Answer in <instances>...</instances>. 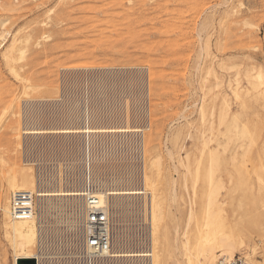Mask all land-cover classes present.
I'll list each match as a JSON object with an SVG mask.
<instances>
[{"label": "rangeland", "instance_id": "rangeland-1", "mask_svg": "<svg viewBox=\"0 0 264 264\" xmlns=\"http://www.w3.org/2000/svg\"><path fill=\"white\" fill-rule=\"evenodd\" d=\"M15 40L18 48L25 50L23 57L16 50L10 64L15 66L19 77L11 71L4 57ZM87 64L93 69L73 73L63 70L65 66ZM102 67L116 71L101 72ZM259 68L264 72V0H0V117L7 110L14 125L22 127L25 101L31 97L42 98L38 100L43 103L39 102L29 110L45 125L60 122L61 114L72 103L98 107L104 112V121L124 111L132 113L134 123L139 119L140 124L144 123L151 116V127L144 131L145 137L151 154L155 159L160 157L158 168L168 179V183L160 181L158 187L166 188L168 184L172 187L175 178L177 198L166 200V211L173 214L171 217L167 213L166 217L170 237L175 234V224L170 218L177 219L182 231L188 221L189 208L198 209L200 204L207 152L203 150V142L209 134L210 120L215 122L221 150V166L215 181L225 184L220 191V200L225 204L226 213L230 214L227 215L229 220L233 221L241 196L240 190L234 193L240 172L247 175L253 185L254 190L248 191L249 194L255 192L257 173L264 163V95L262 90L257 92L252 88L250 79ZM142 79L144 82L141 83ZM23 83L34 85L30 95L22 94ZM235 88L241 92V98H236ZM51 98L62 102L61 107L54 105ZM225 101L229 105V114L220 124V108ZM142 104L150 111L148 117L142 115ZM202 109L207 111L204 120ZM209 109L214 110L213 116ZM10 118L7 121H11ZM257 130L263 131L259 138L253 134ZM255 137L251 145V139ZM7 138H0V151L6 150L3 153L6 158ZM123 141L114 140L117 144L113 146L112 140L99 138L94 152L114 154L113 163L128 161L135 164L136 145L130 138ZM42 146H36L38 149L33 156L36 161L29 158L33 159L36 173L39 165L45 162L42 170L45 175H51L54 172L52 162H60L62 166L67 163L63 155L65 150L56 148L53 151L58 155L55 161H43L38 153ZM24 151L19 148L14 154L21 162ZM189 163L193 169L199 166L203 174L199 177L200 183L195 185L197 190H194L189 174L185 185ZM2 173L0 171V190L6 172ZM106 174L111 177V171ZM134 224H138L135 219L125 223L130 226L126 229L128 234L136 230ZM191 224L189 230L192 233L197 226H202V222ZM201 226L199 229H203ZM236 255L243 256L240 252ZM48 257L52 264H87L82 256L75 260L64 247L50 250ZM256 257L262 259L260 254ZM4 259L12 264L11 249L0 227L1 263ZM177 259L174 256L166 264H185L178 263ZM97 260L93 264H123Z\"/></svg>", "mask_w": 264, "mask_h": 264}, {"label": "bare ground", "instance_id": "bare-ground-1", "mask_svg": "<svg viewBox=\"0 0 264 264\" xmlns=\"http://www.w3.org/2000/svg\"><path fill=\"white\" fill-rule=\"evenodd\" d=\"M16 50L21 53V57L24 56L25 50L18 48L15 40L10 49H7L4 54L9 66L12 63L13 53ZM77 65L65 66L63 70L73 73L80 70L93 69L88 64ZM14 67L13 65L10 66L11 71L18 75ZM100 69L101 72L107 73L116 71L108 67ZM250 77L248 74V78ZM64 80L66 79L64 78ZM250 80L253 85L252 88L257 90V92L262 90L261 94L264 95L263 70L259 68ZM22 81L24 82V80ZM142 82H144L143 79ZM23 86L24 90L22 94L24 93L26 96L30 95L29 92L34 90L32 88L34 85H31V87L23 83ZM8 89L10 90V88ZM234 94L236 98H241V92L238 88L234 89ZM27 99L25 101L26 111L22 127L14 125V120H11L7 114V110L0 117V138L4 136L7 138L9 135L7 138L8 144H4L8 150L7 158L3 154L6 150L0 151V171L6 172L4 173L5 181L3 180L4 184L0 190V227L11 249L13 256L12 264H18L19 258L34 259L37 264H49V262L52 264L50 260L48 262L50 250H61L64 246H67L68 249L69 247H78L80 245L82 236L81 224L84 212L83 194L84 186L88 180L95 186V193L99 196L101 204L109 208L112 219L113 248L110 251L103 252L97 258V261L123 264L135 262H141L142 264H166L168 259L177 256L178 263L182 261L185 264H219L220 258H231L240 252L250 264H264V249L260 250L262 246L264 247V163L261 166V171L257 173V184L255 192H252V195L248 192L254 190L252 183L249 181L250 178L248 179L247 175L240 172L237 185L234 187V193L240 190L241 196L238 204L236 203L237 209L236 213H234V219L233 221L229 220L228 216L230 214L226 213L223 207L225 204L220 200V191L225 188V184L220 180L218 182L215 181V175L221 166V150L217 143V137L219 136L215 133V122L213 120H210L209 134H207L208 137L203 142V150L206 149L207 152L206 163L203 168L205 184L199 196L200 204L197 205L198 209L193 206L189 208L188 221L183 226L182 231L177 219L170 218L175 224L173 226L175 234L170 237L169 234L171 232L166 217L167 213L171 217L173 214L166 211V200L169 198L171 201H175L177 198L174 186L175 178L172 180V187L170 184L166 188L158 187L160 181L168 183V179L158 168L160 157L155 154L159 157L155 159L156 157L151 154L149 143L145 137L144 131L151 127L150 111L145 104L141 106L142 111H144L142 115L143 113L145 116L148 115L149 121L145 120L141 124L140 119L137 123L132 121L134 117L132 113L129 114L124 111L111 115L110 118H106L107 120L104 121V112H100L98 107L72 103L61 114L59 118L60 122L45 125L46 123L43 124L36 118L37 116L31 115V110H29L39 102L40 104L43 103V100L41 101L32 97ZM56 99L51 98L54 105L61 107L62 102ZM10 108L12 110V107ZM205 111L202 109L203 120L207 116V111ZM210 114L211 116L214 115L213 109L210 110ZM228 114L229 105L225 101L220 108V124L224 123ZM9 118L11 121H7ZM3 124H6L4 129ZM261 133L260 130H257L253 134L259 138ZM257 137L251 139V145ZM46 138L50 139L46 140ZM99 138L112 140L113 146L117 144L113 142L114 140L124 142L123 140L130 138L134 142V145H136V151L138 152L134 157L136 160L135 164L128 161L122 164L113 163L114 154L109 156L105 152L104 154L100 153V155L95 154V145ZM40 144H43L38 152L41 154L39 156L40 160L43 158V161L54 160L55 156L58 155H56L57 153L53 154V151L56 148H62L63 151L65 150V154L63 155L66 156L65 160L67 159V163L65 162L66 164L62 166L60 162H52L53 174L45 175L43 171V164L45 162H43L42 166L39 165V168L37 167L38 173H36L32 160L34 159L35 149L37 150ZM22 147L25 150V154L23 153L25 157L21 162L18 156L14 154L17 153L19 148L23 149ZM2 148L4 149V146ZM262 150L264 155V147ZM12 151H15V153L11 154ZM29 156L33 157V159H30ZM190 166V163L187 164L184 181H187L189 174L193 182V188L197 190L195 189V185L203 174H201L199 166L194 169ZM49 169L51 168L49 167ZM107 171H111V177L105 176L107 175ZM62 175L64 176L62 177ZM230 177V180H232L233 175L231 174ZM17 191H30L37 194V213L33 218L16 220L12 217L10 199L11 194ZM133 219L138 222L137 225H135L136 223L134 224L135 228H137L128 234L126 229H130V226L125 225V223L131 222ZM193 222L197 224L202 222V226H200L203 229H199L200 226L196 225V231L192 233L189 230V226ZM258 254H260L262 259L256 257ZM0 264H8L7 259H4L2 263L0 261Z\"/></svg>", "mask_w": 264, "mask_h": 264}, {"label": "built area", "instance_id": "built-area-1", "mask_svg": "<svg viewBox=\"0 0 264 264\" xmlns=\"http://www.w3.org/2000/svg\"><path fill=\"white\" fill-rule=\"evenodd\" d=\"M95 186L89 180L84 186V212L81 224L82 232L80 245L68 248L75 260L82 256L87 264H93L105 251L113 248L112 219L108 207L101 204L99 196L95 193ZM38 196L30 191H17L11 194L12 217L16 220L33 218L37 213ZM68 236V234H67ZM63 249V248H62ZM61 249V250H62ZM37 264V262L35 263ZM219 264H250L245 257L235 255L231 258L222 257Z\"/></svg>", "mask_w": 264, "mask_h": 264}, {"label": "water", "instance_id": "water-1", "mask_svg": "<svg viewBox=\"0 0 264 264\" xmlns=\"http://www.w3.org/2000/svg\"><path fill=\"white\" fill-rule=\"evenodd\" d=\"M18 264H35L34 259H28V258H19Z\"/></svg>", "mask_w": 264, "mask_h": 264}]
</instances>
